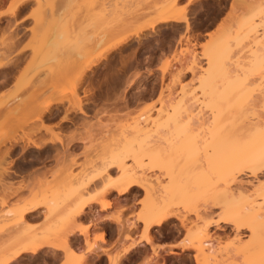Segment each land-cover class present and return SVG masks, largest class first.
Instances as JSON below:
<instances>
[{"label":"bare ground","instance_id":"obj_1","mask_svg":"<svg viewBox=\"0 0 264 264\" xmlns=\"http://www.w3.org/2000/svg\"><path fill=\"white\" fill-rule=\"evenodd\" d=\"M27 1L16 0L10 14L14 16L24 10ZM178 2L179 0H159L147 8L145 13L132 15L124 20L104 16L96 23L98 33L93 38L89 37L88 44L83 46H80L79 38L78 43L70 45L66 44L65 40L62 41L61 17L55 18L51 14L43 29L50 35V38L47 43L44 42L45 46H42L44 40L38 41L36 37L37 44L41 43L43 47L40 46V49L43 50L37 52H41L40 56L44 63L50 65V70L53 67L60 70V75L64 74V78L68 79L66 82H70V86L75 79L71 86V92L74 93V87L81 82L87 71L93 72L100 58L104 59L110 50L125 45L131 37L140 40L145 29L156 32L154 30L158 24L173 23L182 25L185 31H189L191 24L187 7L179 5ZM197 2L198 0H187L186 4L191 5ZM98 7L104 13L109 9L106 2L103 1L99 2ZM229 7L225 19L219 20L221 22H219L218 28L213 34L211 33L210 41L203 45L200 58L206 61L207 67L203 69L204 72L201 70L198 60L196 61L194 53L187 62L188 51L186 48H179L180 50L173 55V62H167L165 65L163 64L164 66L162 65V68L159 67L162 78L169 74V71L172 72V63L179 67L174 68L178 69L176 72L169 74L171 84L179 82L183 73L194 76L198 69L203 73L196 77V80L201 84L202 91L208 93V90L213 92L212 90L216 88L214 83H217V80L224 82L236 78L245 89L248 88L250 79L248 76L264 75V38L256 39V37L252 42L255 48L249 49L248 65L245 63L249 73L246 71L243 74L241 70L245 69V64L241 61V56H238L237 53L234 54L235 47L239 44L238 39L242 35L255 33L257 27H264V13H262L264 9L261 1L238 0V4L231 3ZM144 15L149 16L148 19L135 24ZM0 16H2L1 13ZM13 35H11L8 46L10 50L0 55V69H4L5 73L4 80L0 81V90L9 85V81L14 77L11 73L24 60V58L16 59L15 53L11 52L21 39V36L13 37ZM106 37L112 39L109 41V46L104 51L96 52L95 47L104 38L107 39ZM185 39L188 41V37ZM178 43L180 44V41ZM65 47L67 52H65ZM24 48L21 47L19 51L17 50V54H23ZM23 65L17 79L12 82V91H8L10 94L0 96V264L17 263L24 254L37 256L45 248L63 252L67 264H74L75 256L83 252L80 264L85 263L91 255L99 251V247L95 243L96 239L90 238L89 223L81 225L78 220L87 213L92 212L91 215H93L92 204L100 206V210L106 208L111 202L107 196L112 195V191L116 192L113 199L116 203L120 201L121 196L142 191L144 198L149 202L142 208L141 214L127 225L129 244L124 248L121 256H128L138 246L153 243L151 235L153 227H163L170 218L177 220L182 227L186 225L181 215L175 211L177 204L175 197L184 196L188 192L200 191L196 185L198 181H203L206 189L200 195L202 203L197 201L193 205L191 213L193 219L188 237L178 245L180 250H191L193 252L191 257L195 264L200 263L198 259L200 256L207 259L209 264H264V179L252 185L253 189L251 188L249 193L245 192V189L243 190L241 184L243 181H239V175L242 173L253 177V179L261 174L264 175V131L259 132L264 129V117L256 115V120L259 117L261 120H255L256 123H254L253 120V122L248 120L249 113L247 111L221 113L222 111L217 110L210 115L209 119L206 118V122L198 120L192 123L189 119L182 122L179 116H175L171 118V129L156 128L150 132V129L148 131L147 128H144V124L142 126L141 123L144 122L137 120L133 121L130 126L123 125L122 122L115 128H107L106 125L95 130L85 128L83 137L78 138L71 132L72 135H68L65 139L60 137V133H54L52 128L41 126L42 128L26 130V126L32 119L31 114L36 113L34 114V118L36 117L38 120L36 122L42 124V116L48 112L50 106L42 107L45 101L40 102L31 94L23 96L14 94V92L17 93V90L25 94L27 87L36 86L32 87L36 89L38 87L36 84L39 85L38 82L31 84L27 64ZM69 66L74 69L71 79L67 76L68 69L66 68ZM52 70L51 76L53 75L55 78V73ZM240 71L243 74L241 77L238 76ZM10 74L11 76H9ZM187 92L184 87L180 90L182 95ZM51 98L50 101H52ZM73 107L80 114H85L82 102L78 98L75 102L73 101ZM187 109L185 107V110ZM138 119L144 121L142 113L139 114ZM111 123L113 124V122ZM261 123H263L262 126H260ZM37 126L39 127L38 123ZM204 128L205 131H203ZM42 131L50 137L45 138ZM85 138L90 139V143L85 146L84 151L87 160L85 159L86 161L79 165L75 158L74 145L77 141L85 142L87 140ZM19 145H21L23 153L29 149L42 152L48 148L47 154L50 151L54 153L52 156L53 159H56L55 169L46 170L44 168L45 171H29L25 175V181L24 178L15 184L13 181L14 172L11 170L13 160L8 158ZM178 147H186L196 152L199 149L204 150L205 154L215 158L214 167L201 168L196 172V174L199 173V176H188V172L183 173L184 176H176L175 173L182 174V172L180 168H175H178V162L177 166L172 164L171 160L174 158L172 159L170 155L171 149L174 150ZM158 158L162 163L158 169L156 168L157 173L153 174L154 167L157 165L153 163ZM74 167H80V169L76 171ZM112 170L116 171L117 176L111 175ZM50 173L54 181H58L53 186L48 178ZM149 173H151L150 176ZM55 189L68 192L70 198L59 201L57 199L59 195ZM58 207L65 210V214L61 218L54 219L53 215L45 214L48 210ZM211 208L217 210L215 221L207 218V212ZM39 215H46L45 223L55 221L59 230L53 233L32 232L31 220ZM112 221L118 225L124 224L120 222L119 218ZM138 223L141 225L142 232L134 239L131 232ZM218 223L229 225L237 233L241 230L248 232V246H243L245 243L241 245L239 241L233 254L225 259L217 260L214 257L216 239L211 237L209 228L217 227ZM74 237L82 239L84 251L79 252L72 247ZM100 240L103 241V238L101 237ZM162 246L166 245L161 244L158 249H162ZM157 252L156 249L154 256ZM168 254L175 253L168 251ZM153 258H149L146 264H151ZM107 261L108 264H117L118 259L111 257V260L107 259Z\"/></svg>","mask_w":264,"mask_h":264},{"label":"rangeland","instance_id":"obj_2","mask_svg":"<svg viewBox=\"0 0 264 264\" xmlns=\"http://www.w3.org/2000/svg\"><path fill=\"white\" fill-rule=\"evenodd\" d=\"M15 1L16 0H0V13L3 15L0 17V55L10 50L8 46L11 41V35L14 34L13 37L19 35L21 36V39L11 52L15 53L14 56L16 59L24 58V60L11 73L14 77L9 81V85L0 90V96H7L6 94L8 91H12V82L17 79L16 77L18 73L21 72V68H23L22 65L25 63L27 64V71L31 84L38 82L39 85L36 84L38 89H34L36 86L27 87L25 94L22 92L20 93L17 90V93L14 92L17 96L31 94V96L33 95L32 97H35V99L37 98L38 101H45V104H43L42 107H46L47 105L50 106L48 112L53 109H61L62 119L77 112L74 108L75 106L73 107V101L75 102L77 98L83 104L84 99L88 96L87 93L92 92L93 101L92 110L84 109L88 115L82 116L80 122L75 124V129L69 131L70 133L66 131V128L60 129L58 128L59 126L47 124L44 121V118H42V124L36 122L38 121L36 120V117L34 118V114L36 113L33 115L31 114L30 117L32 119L30 120V123H28V126H26V130L29 128H40L41 126L43 128L49 127L52 128L54 133H60V137L66 139L71 132L78 138L83 137L85 134V128H93L95 130L96 128H101L105 125L107 128H115V126H119L122 122L123 125L128 124L130 126L133 121L135 122L137 120L144 122L140 123L142 126L144 124V128H147L148 131L150 129V132H153L156 128H161V130L171 129V118L175 116H179L182 122H185L188 119L192 123L198 120H202L199 122H206L210 115L217 110L219 112L222 111L221 113H236V111L239 112L241 110L247 111L249 113L248 120L250 122L253 120L254 123H256V115L259 114L258 116L264 117V75L256 74L250 75L251 77L248 76V78H250L248 80V88L246 87L245 89L242 88L240 81L236 78L229 81L225 80L224 82H222L223 80H217L218 82L216 81L217 83H214L216 88L212 90L213 92L208 90V93L202 91L201 84L196 80V77L201 76L204 72L203 69L207 67V65H205L206 61L200 58L202 55L201 53L203 52V45L210 41L211 33L213 34L215 32L216 28H218L219 22H221L219 20L225 19L227 16L226 14L229 12L230 4H238V0H198L197 3L191 5L186 4L187 0H179V5L187 7L191 24V29L189 31H185L182 25H176L173 23L158 24L157 28L154 30L156 33H152L153 31L145 29L142 32L140 40L131 37L125 45L110 50L106 54V60L105 58H100L97 61V67L94 68L93 72L87 71L81 82L74 87V93L71 92V86L75 79H73L74 81L71 82L70 86V82H66L68 79L66 80L64 78V74L60 75V70L52 67L53 70H51L56 74H54L55 78H53V75L51 76V70L49 69L50 65L44 63L41 58L42 56H40L41 52H37L38 50H43L40 49V46L42 44V46H45L44 42L47 43L50 38V35L43 31L44 24L48 21L49 14L50 17L52 14L56 18L55 13H57L59 18L61 17L62 41L65 40L66 44L70 45L72 43H78L80 39L79 44L81 43L80 46H83L88 44L87 42L90 40L89 37L92 36L93 38L98 33L96 23L104 18V16L115 18L116 20L128 19L132 15L145 13L147 8L159 0H28L25 9L13 16L10 13ZM102 1L106 2L109 7L108 11L105 13L101 12L98 7L99 2ZM260 1L264 9V0ZM262 13H264V10ZM148 17L149 16L144 15L135 24L146 21ZM42 31L43 33H41ZM38 35L40 36L38 37ZM244 35L238 39L239 44L235 47L234 54L237 53L238 56H241V61L248 65L247 56L249 55V49L252 50L255 48L252 42L256 37V39L259 37L262 39L264 38V27H257L255 33H249L243 37ZM41 36L44 37L42 38ZM36 37L38 41L41 40L42 42L44 40L42 44H37L38 41L36 40ZM186 37H188V41H186ZM111 40L112 39L109 37L107 39L104 38L103 41L95 47V51H104L109 46V41ZM179 41L180 44L178 43ZM42 46L41 48H43ZM21 47L25 48L22 51L23 54L19 55L17 53ZM179 48H186L188 51L189 54L187 53V57L189 59L187 58V62H189L191 55H193L192 53H194L196 61L198 60V64L201 66L203 72L197 69L194 76L189 73H183L179 82L171 84L170 73L176 72L178 69L174 68H178L179 65L172 63V72L169 71L170 75L167 74L163 78L162 72L159 69L167 62H173V55L180 50ZM65 52H67V49ZM246 64L244 65L245 69L241 70L243 74H245L248 69ZM71 68V66L66 68L68 69V73L66 72L67 76L70 77V79L74 74H71L74 72L72 71L74 69ZM241 71L238 72V76L240 77L243 75L241 74ZM11 74L9 76H11ZM4 75V69H0V81L4 80ZM183 87L188 91L186 93L187 95L180 94V90ZM33 89L36 91L34 92ZM50 98L52 101H50ZM187 106L189 110L187 109ZM185 107L187 110H185ZM140 113L143 114L144 121L138 119ZM261 117L257 118L256 121L259 119L261 120ZM111 122H113V124ZM34 123L36 124V127H34ZM37 123L39 124V127L37 126ZM262 125L263 123H261L260 126ZM203 131H205V128ZM261 131H264V129H261L259 132ZM42 135H44L45 138L50 137V135L47 136V134H44L43 131ZM85 139H87L85 142L77 141L74 145V154L76 155L75 158L79 165L87 160L84 151L85 146L90 143V139ZM47 149L48 148H45V150L40 153L39 151L36 153L33 149H29L26 153H23L22 147L19 145L11 153L10 158H8L11 161L13 160L11 170L21 174L17 169L21 167L25 171L27 165L24 163L35 157L37 158V161L31 165L33 168L39 167L35 171H41L44 170V168L46 170H54L56 159H53V154L50 155L46 153ZM171 150L172 153L170 151V156L172 159L174 158L171 162L173 161L172 164L175 165L178 162V168H175H180L182 174L188 172V176H199V173L196 174V172L201 168L214 167L215 158L209 154H205V151L202 149L197 150V152L186 147H178ZM51 153L53 152L51 151ZM41 160H43L42 164L37 163ZM155 160L158 162L154 161L153 163L157 164V167L154 165L155 171L153 174L157 173L158 166L162 163L160 162V158ZM79 169L80 167H74V170L76 171ZM27 170L30 169L27 168ZM182 174L175 173L176 176H184V174ZM111 175L117 176L116 171L112 170ZM150 175L151 173H149V176ZM262 175L263 174L253 179V177H249L245 173L240 174L239 181H243H241L242 183L240 182L243 190L245 189V192L248 191L247 193H249L252 185L264 179V175ZM49 177V182H51L52 186L58 183V181H54L51 173L48 175V178ZM23 179L25 181L26 177L13 176L15 184ZM196 185L200 188V191L188 192L184 196L175 197V203H177L175 205V211L181 215L187 226L184 225L186 226L184 228V226L182 227L177 220L170 218L163 227H153L151 229V235L154 242L177 241L176 245H179L180 242L187 240L191 220L193 219L191 214L193 205L197 201H199L198 203H202L200 195L206 189L203 181H198ZM55 190L58 192L57 195L59 196H57V199L59 201L61 199L64 200L65 198H70L68 192L64 191V195V192H61L60 189ZM111 193L112 195L107 196L111 202L106 208L100 210V206L92 204L91 209H93V215H91L92 212L90 214L87 213L86 216L84 215L85 217L83 216V218L78 220L81 225L87 224L86 221H89L90 234L92 233L95 235L102 231L101 235L95 237H91L90 235V238H95L96 244L97 241L104 242L101 247H106V250L103 251L97 245L100 250L94 255H91V261L89 260L90 256L83 264H105V256L101 255L102 253H108V260H111V257L117 258V264H141L144 259L143 252L145 248L143 246H138L135 252L130 253L126 257L121 256V254L124 251V248L129 244V241L127 240L129 238L128 223L134 221L135 218L141 214L142 208L147 206L149 201H146L142 191H137L131 195L121 196L120 201L116 203L113 201L116 192L112 191ZM45 210L47 211V209ZM216 212L217 210L214 208L209 209L207 212V218L215 221L217 219ZM45 214L47 216L53 215L54 219H58L65 214V210L62 207H58L48 210ZM45 216L39 215L38 219L33 221L31 228L32 232L53 233L54 231L59 230L55 221L46 222V224L44 221ZM116 218H119L120 222L124 224L118 225L113 223L112 220H115ZM141 232V225L138 223L137 227L132 229L131 233H133V237L136 239ZM209 232L211 237L216 239L214 257L217 260H220L221 258L225 259V257L233 254V250L238 246L239 241L241 242V245L245 243L243 246H248V232L245 230H241L237 233L229 225L218 223L217 227H210ZM117 234L119 237H117ZM101 237L103 238V241L100 240ZM121 238L123 240H121ZM74 244H80L79 240H76V243ZM72 247L76 251H84L83 245L82 248L73 245ZM156 249H158V247L153 248V255H155L154 251ZM167 249L168 247H163L162 251L157 252L156 260L152 264H195L191 257L193 254L191 250H181L182 252L180 254L175 253L173 255H168ZM44 254L50 257L47 258ZM62 254L56 250L52 251L49 248H45L44 251L40 252L37 256L24 254L18 262L14 264H67L65 254L63 252ZM81 256L83 257V252L75 256V261H73V263L80 264L82 261ZM198 259L200 261L199 264H209V261L204 259L203 256H200Z\"/></svg>","mask_w":264,"mask_h":264},{"label":"flooded vegetation","instance_id":"obj_3","mask_svg":"<svg viewBox=\"0 0 264 264\" xmlns=\"http://www.w3.org/2000/svg\"><path fill=\"white\" fill-rule=\"evenodd\" d=\"M87 97L84 99L83 101V110L86 109V110H92V92H88L87 93ZM95 103V102H94ZM85 112V110H84ZM85 115H88V113L85 112V114H80L79 112H76L70 116H67L66 118L62 119V110L61 109H53L51 110L50 112H46L44 113V115L42 116L44 118V121L47 123V124H51L53 126H59L58 128L62 129V128H66L65 130L67 132L71 131L72 129H74L75 127V124L76 123H79L80 122V119H82V116H85ZM65 117V116H63ZM71 127V128H69ZM46 128H49V127H46ZM75 147V146H74ZM36 153H38L37 150L33 149ZM48 151V149L46 150ZM40 153V152H39ZM50 155L54 154V153H48ZM47 157V155H46ZM48 158V157H47ZM46 159V158H45ZM37 161V158H33L31 160H29L28 162L24 163L27 165L25 171L23 168L19 167L17 170L20 171L21 174H18L16 173L15 171H13V176H19V177H23L25 175H27L30 172L32 171H35L36 169H38L39 167H35L33 168V165L35 162ZM37 163H40L42 164L43 163V160L41 161H38ZM30 166V167H29ZM27 168H29L30 170H27ZM22 169V170H20ZM16 174V175H15Z\"/></svg>","mask_w":264,"mask_h":264},{"label":"crops","instance_id":"obj_4","mask_svg":"<svg viewBox=\"0 0 264 264\" xmlns=\"http://www.w3.org/2000/svg\"><path fill=\"white\" fill-rule=\"evenodd\" d=\"M18 14V13H17ZM3 16V15H2ZM2 16H0V17H2ZM55 16L56 17H58L59 15L57 14V13H55ZM48 18L50 19V14H49V16H48ZM49 19H47V20H49ZM152 33H156V32H152ZM20 49V48H19ZM18 49V50H19ZM33 53V52H32ZM49 179H50V177H49ZM98 211V210H97ZM87 215V214H86ZM85 215V216H86ZM84 216V217H85ZM83 218V217H82ZM36 219H38V217L37 218H35V219H33V220H31V223H33V221L34 220H36ZM43 219V218H42ZM91 220V219H90ZM92 221V220H91ZM89 221H86V223H88ZM102 234V231L101 232H99L98 234H90L91 235V237H95V236H98V235H101ZM117 237H119V235L117 234ZM76 240L78 241L79 240V242H80V244H74V243H76ZM121 240H123L122 238H121ZM176 242L177 241H173V242H158V243H156V242H154V239H153V243L152 244H142V246L145 248L144 249V259H143V262L141 263V264H143V263H145L146 264V261L149 259V258H153V260H152V262H151V264L156 260V256H154L153 255V248H157V247H159V246H161V244L162 245H166V246H162V247H168V249H167V254H168V251H171V252H173V253H176V254H180L182 251L180 250V248H179V246L177 245V246H174V245H176ZM102 243H104V242H100V241H97V245L101 248V250H106V247L104 246V247H101L102 246ZM125 244V243H124ZM124 244H123V246H124ZM72 245L73 246H75V247H80V248H82V239L80 238V237H74V239H73V243H72ZM171 245V246H170ZM122 246V247H123ZM146 248H147V250H146ZM152 248V249H151ZM163 249V248H162ZM162 249H157L158 250V252L159 251H162ZM52 251H55V250H53V249H51ZM100 250V249H99ZM121 250H122V248H121ZM120 250V251H121ZM137 250V249H136ZM136 250H134L133 252H135ZM119 251V252H120ZM164 251V250H163ZM58 252V251H57ZM62 254V253H61ZM45 255V254H44ZM101 255H104L105 256V264H108V261H107V255H108V253H102ZM110 255H112V254H110ZM169 255V254H168ZM45 257H50V256H47V255H45ZM126 257V256H125ZM62 258H63V261H64V257H63V254H62ZM90 261L92 260V256L90 257V259H89ZM150 264V263H149ZM161 264V263H160Z\"/></svg>","mask_w":264,"mask_h":264}]
</instances>
